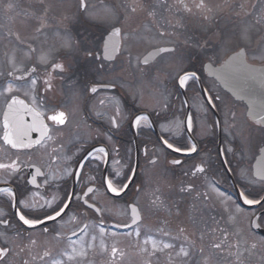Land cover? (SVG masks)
<instances>
[{
  "label": "flooded vegetation",
  "instance_id": "flooded-vegetation-1",
  "mask_svg": "<svg viewBox=\"0 0 264 264\" xmlns=\"http://www.w3.org/2000/svg\"><path fill=\"white\" fill-rule=\"evenodd\" d=\"M235 1L257 25L264 0ZM92 2L0 0V264L264 263V121L206 72L246 49L191 31L141 47L120 25L111 59ZM19 99L36 112L5 126Z\"/></svg>",
  "mask_w": 264,
  "mask_h": 264
},
{
  "label": "rangeland",
  "instance_id": "rangeland-1",
  "mask_svg": "<svg viewBox=\"0 0 264 264\" xmlns=\"http://www.w3.org/2000/svg\"><path fill=\"white\" fill-rule=\"evenodd\" d=\"M93 1L94 2H92V4L94 5H96L95 3L98 2V0H93ZM100 1L103 2L105 5L104 6L98 5V8L93 11L96 14L97 19L99 21L103 20L106 22L108 19L114 18L116 27L121 25L123 30L127 32L128 31L132 32L129 35L127 34V36L129 37L146 36V41L140 43L141 47H144L149 44H154L158 38L162 37L161 32H167L170 35L171 31L174 30V34H172L174 38V36L178 35L179 32L180 35H183L182 34L183 32L191 31L196 35L202 36L203 32H208L211 35H213V32L222 33L226 31L228 32L227 35L231 39L229 40V43L226 41L224 44V47H226L224 55H227L241 47L245 48L250 53L252 50L251 45L253 43H251V41L253 35L264 37V26H263L264 3L261 1L255 4L253 11L254 14L257 15V21H258L257 25L247 19L241 21L232 17L233 12L235 10V8L233 9L232 5L238 3V1L235 0H215L214 2L209 1V3H207L210 9L212 10L207 15L208 21L213 20L211 22L212 24L202 23L199 21L202 18L197 17L196 15H202L203 13L207 12L209 9L201 8V10H198L196 8L191 7V3L194 4L197 3L196 0H190L189 8H186L185 5H181L180 0H174V18L172 19V22H168V23L160 22L159 20V15L164 14L165 10L167 9L169 10L170 8V4L168 2H165L166 0L165 1L154 0L155 3L153 4H151L153 0H100ZM218 1L221 4L222 3L225 4V6L227 7L218 11V6H217ZM140 5H142V9H140ZM143 9L144 10L147 9V12H143L142 11ZM242 9L243 10L248 9L251 12V7L249 5H247V8L242 6ZM145 14L151 15L152 20L148 19L150 21L148 22L144 21L143 19ZM182 16H186V18H181ZM147 17L149 18V16ZM216 19H218L216 23H213L215 22ZM122 21H125L124 23L125 27ZM173 24H174V28H172ZM141 32H143V34H141ZM171 41L169 42L172 43L174 47H177L178 49L180 48L177 45V43L174 42V39L172 42ZM167 45L170 44L169 43L163 44V46H167ZM208 46H211L216 50L220 47L221 52L223 53L224 51V49H222V45H218L217 43ZM180 49H188V48L182 47ZM255 51L257 52V55L252 56L253 60H256L261 63L264 62V40L260 42L259 49L258 50L256 49ZM8 59L9 60L11 59L10 55L7 58V60ZM167 59L170 58H164L162 62L166 61ZM81 264H84V261H82ZM185 264H195V263L187 262ZM196 264H204V263H196Z\"/></svg>",
  "mask_w": 264,
  "mask_h": 264
},
{
  "label": "water",
  "instance_id": "water-1",
  "mask_svg": "<svg viewBox=\"0 0 264 264\" xmlns=\"http://www.w3.org/2000/svg\"><path fill=\"white\" fill-rule=\"evenodd\" d=\"M119 31L108 37L105 49L116 47ZM167 50H157L148 54L144 64L154 62ZM209 76L221 82L222 86L234 97L243 101L249 108L250 117L256 121H264V68L250 66L243 53L233 55L220 69H208ZM21 109H24L22 107ZM264 163L263 157L260 159Z\"/></svg>",
  "mask_w": 264,
  "mask_h": 264
}]
</instances>
